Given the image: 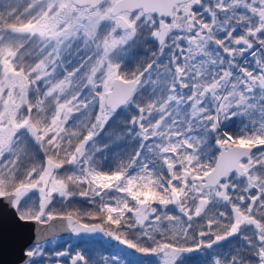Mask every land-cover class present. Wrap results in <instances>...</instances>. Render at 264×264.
Masks as SVG:
<instances>
[{"label":"snow or ice","instance_id":"obj_1","mask_svg":"<svg viewBox=\"0 0 264 264\" xmlns=\"http://www.w3.org/2000/svg\"><path fill=\"white\" fill-rule=\"evenodd\" d=\"M8 235L17 264H264V0H0Z\"/></svg>","mask_w":264,"mask_h":264},{"label":"trees","instance_id":"obj_2","mask_svg":"<svg viewBox=\"0 0 264 264\" xmlns=\"http://www.w3.org/2000/svg\"><path fill=\"white\" fill-rule=\"evenodd\" d=\"M152 50H154L155 46H149ZM136 54L140 57L141 60L146 58V49L145 48H137ZM77 207H85L83 204H77ZM109 245L96 236V255L99 256L100 254H105L109 250ZM208 252L204 253H195L189 254L188 258H185L184 264H201L202 261H206L208 259ZM128 260L131 264H138L139 261L144 260V257L139 254H129Z\"/></svg>","mask_w":264,"mask_h":264},{"label":"water","instance_id":"obj_3","mask_svg":"<svg viewBox=\"0 0 264 264\" xmlns=\"http://www.w3.org/2000/svg\"><path fill=\"white\" fill-rule=\"evenodd\" d=\"M65 234L63 232L58 233ZM19 244L10 235L0 243V264H17L19 256Z\"/></svg>","mask_w":264,"mask_h":264},{"label":"flooded vegetation","instance_id":"obj_4","mask_svg":"<svg viewBox=\"0 0 264 264\" xmlns=\"http://www.w3.org/2000/svg\"><path fill=\"white\" fill-rule=\"evenodd\" d=\"M60 235L63 236V240L61 241V243H63V241H68L73 245L74 251L81 250L80 248L76 247V245L79 243L78 238H76L75 236L68 235V234H60ZM46 247H47L48 252H52L56 250L59 247V245L48 244ZM83 247L91 248L93 250L92 254L96 255V236L92 237L90 242L84 245ZM66 260L67 258H63V261H66Z\"/></svg>","mask_w":264,"mask_h":264},{"label":"rangeland","instance_id":"obj_5","mask_svg":"<svg viewBox=\"0 0 264 264\" xmlns=\"http://www.w3.org/2000/svg\"><path fill=\"white\" fill-rule=\"evenodd\" d=\"M100 239H101V241H103V242H105V243H107L108 245H109V250H108V252L107 253H105V254H103V255H109L110 253H115L116 251H118L119 249H120V245H118V244H116L115 242H112V241H108V239L106 238V237H102V236H100L99 237ZM50 245H52V244H50ZM125 251H127V250H125ZM74 254V253H73ZM130 254H134L135 255V253L133 252V253H130ZM144 257V256H143ZM145 259H148V260H151V261H155L157 258L156 257H144V260Z\"/></svg>","mask_w":264,"mask_h":264}]
</instances>
